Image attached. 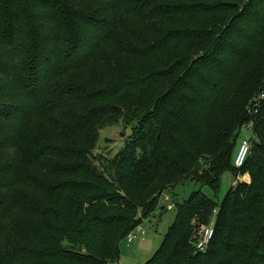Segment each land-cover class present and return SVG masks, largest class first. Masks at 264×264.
I'll list each match as a JSON object with an SVG mask.
<instances>
[{
	"label": "trees",
	"instance_id": "16d2710c",
	"mask_svg": "<svg viewBox=\"0 0 264 264\" xmlns=\"http://www.w3.org/2000/svg\"><path fill=\"white\" fill-rule=\"evenodd\" d=\"M130 5L0 0V114L5 103L38 111L37 99L47 90L57 93L64 82L88 86L85 69L117 35L124 14L141 12ZM142 9L161 27L155 24L154 43L128 67L127 80L107 82L86 96L65 94L52 109L66 121L80 108L105 105L91 129L72 132L76 143L53 136L67 152L61 158L77 163L65 162L53 185H43L38 207L13 196L24 169L8 160L16 152L1 141L14 137L0 126V195H10L0 203V239L8 219L20 217L14 247L0 254V264H119L122 240L143 223L141 213L149 218L167 189L193 180L218 190L227 171H248L252 182L238 183L221 205L201 189L192 193L177 206L176 222L145 264H264V100L242 169L234 165L233 143L247 121L244 103L250 98L253 109L264 93V74L254 91L245 89L236 110H221L230 84L264 40V0H153ZM143 10L137 17L146 19ZM117 99L121 106L113 105ZM218 113L231 118L219 133ZM120 122H136L133 136L114 156L96 160L100 133ZM216 209L214 238L198 252L196 223L209 225Z\"/></svg>",
	"mask_w": 264,
	"mask_h": 264
},
{
	"label": "rangeland",
	"instance_id": "374dc122",
	"mask_svg": "<svg viewBox=\"0 0 264 264\" xmlns=\"http://www.w3.org/2000/svg\"><path fill=\"white\" fill-rule=\"evenodd\" d=\"M131 8L142 12L143 6L153 5V0H128ZM130 12V11H129ZM141 12H138L139 14ZM149 11L143 10V15L146 19L138 18L130 13H125L117 35L112 34L105 45V48L97 56L96 60L92 62L85 70L86 74L92 82L84 87L73 81L61 83L57 88V93L51 90L44 92L43 96L37 99L36 109L27 111L18 109L17 105L4 104L5 110L0 118V126L10 129L14 140L1 141L2 147H11L14 152L12 158L8 155L13 166H21L24 169L23 182L21 188L13 194V196L23 206L28 208L38 207L43 185H48V188L53 185L55 181L56 171L62 170L66 164L72 166L77 163V159L70 157L66 162L62 147L57 146L53 136H62L66 139L67 144L72 145L77 142V138L72 139L75 130L78 133L85 132L89 128L103 118V115L97 114L98 108H104L105 105L80 108L69 114L68 120L60 119L59 115L52 112L56 104L65 94H73L86 96L92 94L95 90H102L106 88V83H117L127 80L129 74L128 67L133 68L137 63V57L147 51L149 45L153 44L157 32L155 33L157 21L147 16L145 13ZM143 16V17H144ZM156 24V25H155ZM150 30L152 34H147L145 31ZM138 55V56H137ZM26 66L24 67V69ZM241 75L233 81L228 89V95L224 102H222L221 110L228 112V110H236L238 102L242 97V93L246 90L254 91L255 85L258 84L264 74V40L255 49V53L242 66ZM113 76V77H111ZM101 83L100 85H98ZM98 85V86H97ZM62 86V87H61ZM89 88L90 90H85ZM5 90L0 87V92ZM100 92V91H97ZM65 98V97H64ZM250 98H248L249 100ZM247 100V99H246ZM245 100V101H246ZM248 100L244 104L250 105L253 100ZM113 105L121 106L122 103L117 99ZM246 108L244 117L247 118L245 126L239 128L234 138V145L236 151L235 158L240 150L243 140L249 139L253 136L255 131L254 124L257 120L256 108ZM255 111V112H254ZM100 112V111H99ZM219 112V109H218ZM67 115V114H66ZM231 118L221 117L217 115L216 126L217 133L227 128V122ZM136 122L118 124L107 127L100 133L98 147L94 152L95 159L98 156L115 155L125 143L133 136V128ZM256 136V135H255ZM229 143V140L224 143ZM73 150V149H72ZM66 162V164H64ZM99 165V163H97ZM205 176L208 171L204 170ZM43 180L45 183L40 182ZM208 181V180H207ZM252 178L248 171L242 172L238 176L233 171L225 172L221 177L220 189L214 190L210 186H201L198 182L190 180L184 184L178 185L174 188H169L163 193L159 205L155 206L156 210L149 212V218L144 213H141L143 221L142 226L146 231L144 239H140L133 244H128L126 240H122L120 244V261L119 264H145L151 260L156 252L161 248L165 241L166 235L170 228L176 222L177 206L184 200H187L192 193L202 190L204 194L210 197L217 205H221L228 196L231 189L238 183L251 184ZM159 190H162L159 188ZM10 198V195H0V203ZM168 206H173L172 210H168ZM154 208V209H155ZM165 208V210H163ZM20 217L14 213L11 218L4 225L2 237L0 239V254L7 253L14 247L16 238V227ZM211 223V222H210ZM210 225V224H209ZM202 220L196 223V234L200 235L204 227L209 226Z\"/></svg>",
	"mask_w": 264,
	"mask_h": 264
},
{
	"label": "built area",
	"instance_id": "2783aa9c",
	"mask_svg": "<svg viewBox=\"0 0 264 264\" xmlns=\"http://www.w3.org/2000/svg\"><path fill=\"white\" fill-rule=\"evenodd\" d=\"M264 100V93L258 98V100L254 103V107L256 108V111L260 107L261 102ZM251 153V142L249 139L243 140L240 150L235 158L234 165L237 169H242ZM173 206H168V210H172ZM218 215V209H216L213 213V218L209 226L204 227L202 232L200 233L199 240L196 243V250L198 252H206L209 248V245L211 244L214 235H215V223L216 218ZM146 235V231L143 228L142 224L137 226L133 231H131L127 237L126 241L128 244H133L134 242L144 239Z\"/></svg>",
	"mask_w": 264,
	"mask_h": 264
}]
</instances>
